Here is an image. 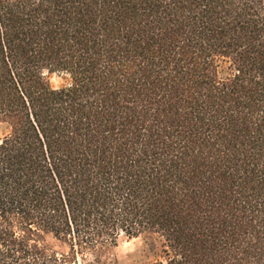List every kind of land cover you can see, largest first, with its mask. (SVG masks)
<instances>
[{
  "label": "trees",
  "instance_id": "16d2710c",
  "mask_svg": "<svg viewBox=\"0 0 264 264\" xmlns=\"http://www.w3.org/2000/svg\"><path fill=\"white\" fill-rule=\"evenodd\" d=\"M121 237L264 264V0H0V264Z\"/></svg>",
  "mask_w": 264,
  "mask_h": 264
},
{
  "label": "rangeland",
  "instance_id": "374dc122",
  "mask_svg": "<svg viewBox=\"0 0 264 264\" xmlns=\"http://www.w3.org/2000/svg\"><path fill=\"white\" fill-rule=\"evenodd\" d=\"M52 86L59 87L66 83V78L57 73H47ZM49 245L59 252H66L67 246L55 239L52 235L47 236ZM144 243L141 238L121 237L118 246L113 249L114 254L126 264H140L142 262Z\"/></svg>",
  "mask_w": 264,
  "mask_h": 264
}]
</instances>
